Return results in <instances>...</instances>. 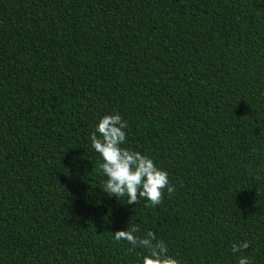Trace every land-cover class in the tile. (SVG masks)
<instances>
[{"label":"trees","instance_id":"trees-1","mask_svg":"<svg viewBox=\"0 0 264 264\" xmlns=\"http://www.w3.org/2000/svg\"><path fill=\"white\" fill-rule=\"evenodd\" d=\"M114 112L174 185L154 207L100 189ZM128 223L178 264H264V0H0V264H138Z\"/></svg>","mask_w":264,"mask_h":264},{"label":"clouds","instance_id":"clouds-1","mask_svg":"<svg viewBox=\"0 0 264 264\" xmlns=\"http://www.w3.org/2000/svg\"><path fill=\"white\" fill-rule=\"evenodd\" d=\"M126 127L127 122L114 112L99 117L89 133L90 147L99 157L98 170L105 177L100 189L109 197L126 198L128 205H135L138 199H143L145 207H154L161 203L163 190L171 194L174 185L169 182L168 172L158 167L150 156L122 147L126 141ZM139 232L137 224L128 223L126 229L117 230L112 235L114 240L126 242L130 251L144 250L138 264H178L177 259L169 254L166 243L157 239L154 232L148 230L138 235ZM248 246L246 240L232 244L236 264H251L248 256L236 255Z\"/></svg>","mask_w":264,"mask_h":264}]
</instances>
